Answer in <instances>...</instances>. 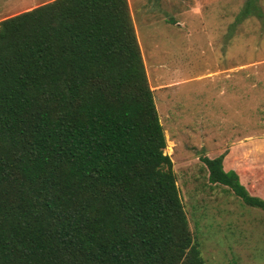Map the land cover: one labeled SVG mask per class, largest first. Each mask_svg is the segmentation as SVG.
<instances>
[{
    "label": "trees",
    "instance_id": "1",
    "mask_svg": "<svg viewBox=\"0 0 264 264\" xmlns=\"http://www.w3.org/2000/svg\"><path fill=\"white\" fill-rule=\"evenodd\" d=\"M164 147L126 0L0 21V264H205ZM198 160L264 212L222 155Z\"/></svg>",
    "mask_w": 264,
    "mask_h": 264
},
{
    "label": "rangeland",
    "instance_id": "2",
    "mask_svg": "<svg viewBox=\"0 0 264 264\" xmlns=\"http://www.w3.org/2000/svg\"><path fill=\"white\" fill-rule=\"evenodd\" d=\"M48 1L0 0V21ZM126 2L162 153L205 264H264V212L208 184L198 160L222 155L264 198V0Z\"/></svg>",
    "mask_w": 264,
    "mask_h": 264
},
{
    "label": "crops",
    "instance_id": "3",
    "mask_svg": "<svg viewBox=\"0 0 264 264\" xmlns=\"http://www.w3.org/2000/svg\"><path fill=\"white\" fill-rule=\"evenodd\" d=\"M49 2V1H48ZM26 11V10H25ZM225 168H226V166H225ZM227 169H231V170H234L235 171V169H233V168H227Z\"/></svg>",
    "mask_w": 264,
    "mask_h": 264
}]
</instances>
